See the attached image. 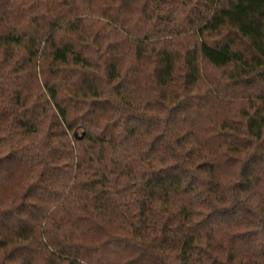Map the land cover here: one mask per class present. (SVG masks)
I'll return each instance as SVG.
<instances>
[{"label":"trees","instance_id":"trees-1","mask_svg":"<svg viewBox=\"0 0 264 264\" xmlns=\"http://www.w3.org/2000/svg\"><path fill=\"white\" fill-rule=\"evenodd\" d=\"M0 264H264V0H0Z\"/></svg>","mask_w":264,"mask_h":264}]
</instances>
